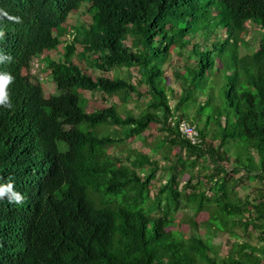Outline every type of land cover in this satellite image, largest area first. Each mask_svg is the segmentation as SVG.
<instances>
[{"label": "trees", "instance_id": "16d2710c", "mask_svg": "<svg viewBox=\"0 0 264 264\" xmlns=\"http://www.w3.org/2000/svg\"><path fill=\"white\" fill-rule=\"evenodd\" d=\"M82 5L90 22L74 29L66 47L78 45L79 55L105 70L135 67L142 93L122 78L92 79L67 57L40 58L57 49L61 26ZM0 8L23 20L0 21V49L13 58L0 71L15 77L13 107H0V178L11 177L25 196L20 205L0 200V264H264V38L251 67L238 60L243 25L264 31V0H0ZM200 28L215 29L201 41L209 47L191 45L185 60L183 51L171 53L188 48L186 35ZM33 60L51 67L54 93L47 105L35 77L16 76L20 62ZM171 67L181 84L173 109L165 78ZM79 90L137 94L148 105L136 117L120 115L116 105L87 112ZM182 120L195 125L189 123L197 145L180 137ZM154 124L164 135L152 153L176 147L193 158L192 168L207 159L180 189V153L168 167L142 153L125 158L127 165L107 153ZM104 125L121 135L98 134ZM160 170L167 179L151 198L150 182ZM250 177L259 186L237 198L232 188ZM182 200L196 220L203 206L211 208L205 228L199 229L202 221L173 228L172 209ZM254 233L261 244L251 243ZM218 235L228 244L223 256L210 243Z\"/></svg>", "mask_w": 264, "mask_h": 264}, {"label": "rangeland", "instance_id": "374dc122", "mask_svg": "<svg viewBox=\"0 0 264 264\" xmlns=\"http://www.w3.org/2000/svg\"><path fill=\"white\" fill-rule=\"evenodd\" d=\"M90 13L86 12V5H82L77 12L70 14L65 21L64 25L60 28V33L58 36L59 46L56 50H50L44 52L40 58L47 56L50 60L54 62H62L64 58H69L75 65H77L80 69H83L92 79H96L97 77L103 76L107 78H122L128 83L139 87V91L142 93L144 91L143 86H139L138 81L140 79V74L138 73L135 67L125 68V67H114L108 70L102 69L101 67L95 66L93 62L87 60V56L82 57L79 55L81 49L78 45H70L69 43L72 40L73 31L76 27L81 24H87L90 22ZM204 28H200V30L195 29L191 34H187L185 40H190V44L188 48L183 50L178 47H172L171 53H177L183 51L182 59L189 55H191V45H198V49L201 47H205L206 45L209 47L210 42L204 41L202 44L203 38L207 35L208 37L214 31V28H209L208 34L203 32ZM219 34V38H224L225 31L223 29H216ZM203 32V33H202ZM57 33L53 32V36L56 37ZM240 42L238 44V57H239V65L242 67L249 68L253 65L256 51L259 47L260 42L264 38V31H262L259 27L253 25L250 22H246L241 30L239 31ZM126 45H130V37H128L125 41ZM202 44V45H201ZM205 44V45H204ZM191 61L193 63V56H191ZM19 71L16 73V76H24L25 74H29L35 77L40 83L43 90V101L42 104L47 105L49 102V96L54 93L53 84L50 81V70L49 66L45 62H41L38 60H33L31 62H20L18 64ZM217 66L219 64L217 63ZM172 68L170 70H165V78L167 81V93L169 95L168 104L170 108L173 109V106L176 103V98L181 95V84L179 80H176L171 73ZM175 70V69H174ZM228 73V72H227ZM75 94L78 97L79 102H84L86 106L87 112H92L95 109H103L109 107L111 105L117 106V111L120 115H131L133 117L138 116L140 113H143L146 110L148 105V99L144 96H138L137 94H129L126 97H106L99 91H89V90H79L76 91ZM171 95V97H170ZM175 97V98H172ZM195 108H190L188 111V115L190 119L194 112ZM51 114L56 117L59 114V109L56 107L50 108ZM176 112L175 109L172 111ZM187 121V120H186ZM192 124L188 121V124ZM195 126L194 124H192ZM98 134H109L112 137L117 138L120 136V129L114 126L104 125L98 127L96 129ZM164 135L163 130H161V124L149 125L147 129L141 132L138 135H133L132 137L125 139L122 144L119 145H111L107 148V153L111 156L117 157L122 160L124 164H128L125 158L134 157L137 153H142L150 157L151 160H154L158 166L160 167H168L175 163L176 156L179 152V149L176 147H172L168 149L167 146H162L158 153H152L150 151V147L154 144L158 143L162 136ZM181 154V160L184 164V169L182 170V174H178L176 179V185L178 189L184 184L187 180L190 173H194L198 169H200L201 165L206 163V158H199L197 160V164H195L192 168L190 161L193 159L192 157H187L183 152ZM230 157H232L230 155ZM138 174L140 171L137 170ZM167 179V174L165 171H157L155 174V178L150 182L149 196H152L157 192V189L160 185L164 184ZM259 186V182L250 177L248 179H243L238 183L237 186L232 188V193L235 194L237 198L243 199L244 196H248L249 192ZM210 192H208L209 194ZM184 201H181V206L174 210L172 209L173 214V228H188L193 227L195 221H202L199 229H203L206 227V222L204 220L205 214L208 213L211 208L207 205L203 206L201 212L199 213V217L197 220L194 218L193 211L190 207L185 206ZM189 229V228H188ZM187 229V230H188ZM237 233L242 234L241 230L236 228ZM257 234L254 233V237L251 240L252 244H261L258 240H256ZM240 240V239H239ZM212 246L218 251L220 256H223L228 251V244H226L225 239L218 235L213 237L210 241Z\"/></svg>", "mask_w": 264, "mask_h": 264}, {"label": "clouds", "instance_id": "9594fccd", "mask_svg": "<svg viewBox=\"0 0 264 264\" xmlns=\"http://www.w3.org/2000/svg\"><path fill=\"white\" fill-rule=\"evenodd\" d=\"M7 20L11 23L20 24L23 20L18 15H12L7 10L0 8V21ZM5 37V31L0 28V40ZM12 56L0 49V64L12 62ZM15 77L7 71H0V107L12 109L13 104L9 93L10 86L14 83ZM0 200H7L9 204L20 205L25 202V196L16 190L15 182L10 177L7 181L0 178Z\"/></svg>", "mask_w": 264, "mask_h": 264}, {"label": "built area", "instance_id": "2783aa9c", "mask_svg": "<svg viewBox=\"0 0 264 264\" xmlns=\"http://www.w3.org/2000/svg\"><path fill=\"white\" fill-rule=\"evenodd\" d=\"M174 120V117L169 119L171 127L174 126ZM178 132L180 133V137L187 140L190 145L195 146L199 143L197 131L187 121L182 120L178 123Z\"/></svg>", "mask_w": 264, "mask_h": 264}]
</instances>
